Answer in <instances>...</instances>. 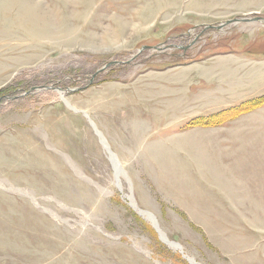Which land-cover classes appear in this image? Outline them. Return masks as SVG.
I'll list each match as a JSON object with an SVG mask.
<instances>
[{
    "label": "rangeland",
    "instance_id": "obj_1",
    "mask_svg": "<svg viewBox=\"0 0 264 264\" xmlns=\"http://www.w3.org/2000/svg\"><path fill=\"white\" fill-rule=\"evenodd\" d=\"M262 18L264 0H0V264H191L132 201L199 264H264Z\"/></svg>",
    "mask_w": 264,
    "mask_h": 264
},
{
    "label": "water",
    "instance_id": "obj_2",
    "mask_svg": "<svg viewBox=\"0 0 264 264\" xmlns=\"http://www.w3.org/2000/svg\"><path fill=\"white\" fill-rule=\"evenodd\" d=\"M260 17L259 16H255L253 18H247V17H242V18H234V19H229V20H226L225 22L223 23H220L217 27H222L223 25L225 24H229V23H232V22H236V21H244V20H249V19H253V20H257L259 19ZM262 20H264V18H262ZM120 63V61L118 60H112V61H109L107 63H105L100 69L96 70L92 75H91V78L89 80V83H91L93 81V79L97 76V74L100 72V71H103L104 69H106L107 67H109L110 65H115V64H118ZM61 93V92H60ZM65 101V100H64ZM69 104V103H68ZM70 108H72L74 111H77L74 107L70 106V104L68 105ZM84 113V112H83ZM85 114V113H84ZM85 116L88 118L89 122L91 123L92 127L94 128V130H96V134L99 136H102L103 140L106 142L105 138L103 137L102 133L95 127L94 123L92 122V120L88 117L87 114H85ZM107 145V148H108V154H109V157H110V160L112 163H114V161L116 162L118 168L120 171H123L121 169V166H120V163L118 161V159L116 158V155L109 149V146L108 144L106 143ZM114 159V160H113ZM115 165V164H114ZM124 172V171H123ZM131 200H132V197H131ZM132 207L134 208V210H136L140 215H142L143 217H145L149 222H151V224L154 226V228H156L157 230V233L160 237V239L165 242L166 244H168L170 247L176 249V250H179L182 255L191 263V264H199L198 262L195 261V259L191 256H188L187 254H185L183 251H182V248L180 246V244H178L177 242H174V241H170L165 233L159 228L158 224H157V221H156V218L155 216L146 211V210H141L140 208H138L135 204L134 201H132Z\"/></svg>",
    "mask_w": 264,
    "mask_h": 264
},
{
    "label": "bare ground",
    "instance_id": "obj_3",
    "mask_svg": "<svg viewBox=\"0 0 264 264\" xmlns=\"http://www.w3.org/2000/svg\"><path fill=\"white\" fill-rule=\"evenodd\" d=\"M85 114H86V113H85ZM95 132H96V130H95ZM101 139H103V138H102V136H100V135H99V140L101 141ZM101 144L104 146V148H105L106 150H108V148H107V145H106V142H105V141H104V142H103V141H101ZM107 152H108V151H107ZM113 160H114V159H113ZM114 164H115V165H114L115 169H116V170H117V169L119 170V168H118V166H117V164H116V162H115V161H114ZM121 172H122V171H121ZM119 173H120V170H119ZM122 173H123V172H122ZM131 203H132V202H131Z\"/></svg>",
    "mask_w": 264,
    "mask_h": 264
}]
</instances>
